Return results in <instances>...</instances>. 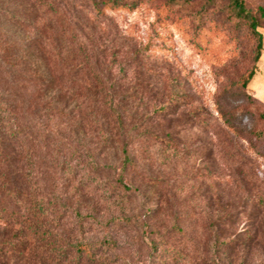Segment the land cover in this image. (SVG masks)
I'll return each mask as SVG.
<instances>
[{"label":"rangeland","instance_id":"obj_1","mask_svg":"<svg viewBox=\"0 0 264 264\" xmlns=\"http://www.w3.org/2000/svg\"><path fill=\"white\" fill-rule=\"evenodd\" d=\"M112 1L0 0V204L26 223L0 222V264H264V49L243 90L228 0Z\"/></svg>","mask_w":264,"mask_h":264},{"label":"trees","instance_id":"obj_2","mask_svg":"<svg viewBox=\"0 0 264 264\" xmlns=\"http://www.w3.org/2000/svg\"><path fill=\"white\" fill-rule=\"evenodd\" d=\"M229 5L228 8L230 10V15L240 23L242 26H245L247 29L248 34L254 41V50H253V66L249 69L246 75L242 78L240 83V88L246 90L252 80L254 79L257 73V64L260 61L263 55L264 49V33L259 31V28L263 27L264 24V7H258L256 9L250 8L245 0H228ZM215 0H208V4L214 3ZM94 9L98 15H104L105 10L110 8H124L127 7L132 9L135 4L124 5L119 3L117 0L110 2H94ZM60 62V58L57 59ZM50 62L45 61V63L36 64L37 66L34 69V77L39 78L41 83L47 84L44 90V96L49 100V105L51 107L55 106L59 107L62 105V100H64L62 96L63 88L61 85H58L56 80L51 77L50 74ZM165 107L159 108L158 112H164ZM13 114V106L7 104L3 100H0V163L6 162L9 159V153L7 148L10 146V141L8 140L7 136L9 133V128L7 127L9 123L12 121L11 115ZM13 125V124H12ZM11 131L13 127H10ZM11 132V135L14 138H19L21 135L20 132ZM122 153L125 157V160L129 159L128 149L127 146H123ZM36 206V207H35ZM35 210L32 212L34 215H39L43 212L41 204H36ZM22 216L17 211H10L8 208L3 207L0 204V222L9 224V223H22L26 224L22 221ZM31 220V219H30ZM26 220L28 226L33 229H37L40 232L42 224L32 222V220ZM45 233V232H44ZM233 243L232 241L223 242L221 244L228 245L227 248L230 247V244ZM78 252L84 251V245H79L77 248Z\"/></svg>","mask_w":264,"mask_h":264}]
</instances>
